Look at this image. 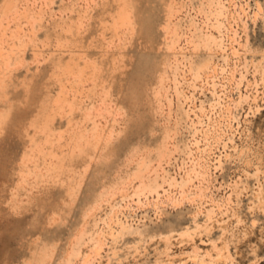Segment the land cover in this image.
<instances>
[{
    "label": "rangeland",
    "instance_id": "rangeland-1",
    "mask_svg": "<svg viewBox=\"0 0 264 264\" xmlns=\"http://www.w3.org/2000/svg\"><path fill=\"white\" fill-rule=\"evenodd\" d=\"M0 264H264V0H0Z\"/></svg>",
    "mask_w": 264,
    "mask_h": 264
},
{
    "label": "bare ground",
    "instance_id": "bare-ground-1",
    "mask_svg": "<svg viewBox=\"0 0 264 264\" xmlns=\"http://www.w3.org/2000/svg\"><path fill=\"white\" fill-rule=\"evenodd\" d=\"M124 13V9H122V14ZM124 19L127 18L126 15H124L123 17ZM143 31H144V34L149 36L151 34V31H152V27L150 25V21L148 19H146L144 21V24H143ZM35 113V109H32L30 111H27V112H19L16 117H15V120L18 124H25V122L27 120H29Z\"/></svg>",
    "mask_w": 264,
    "mask_h": 264
}]
</instances>
